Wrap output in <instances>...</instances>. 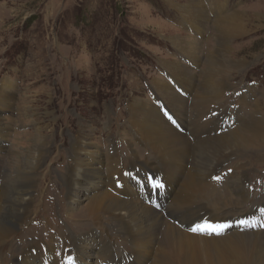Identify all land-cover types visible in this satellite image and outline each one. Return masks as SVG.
<instances>
[{
    "label": "bare ground",
    "instance_id": "bare-ground-1",
    "mask_svg": "<svg viewBox=\"0 0 264 264\" xmlns=\"http://www.w3.org/2000/svg\"><path fill=\"white\" fill-rule=\"evenodd\" d=\"M223 5L220 2L213 8L216 16L212 18L201 0L173 3L175 10L196 29L203 30L205 23H212L215 43L214 46L209 44L208 56L202 59L196 38L188 37L185 47H181L183 39L179 36L171 38L172 44L179 45L183 54L194 61L193 64L204 62L199 71L200 81L190 66L166 62L173 84L160 78L152 80V92L160 104L152 102L148 96L132 100L128 110L134 138L131 136L129 150L133 153L130 155L132 167L138 165V168L133 174L135 180L131 179V186H126V182L116 185L115 179L103 178L106 172L103 173L100 166L103 154L98 143L76 137L69 141L71 162L63 171L64 195L61 191L62 198L68 197L69 214L84 200V208L80 210L91 217V223L100 231L109 228L102 217L105 214L116 232L129 237L134 250L114 262L112 242L103 240L100 251L104 256H90V253L86 256L94 259L92 264H133L131 261L136 256L139 257L137 264H264V205L259 203L252 210L236 215L232 212L248 198L243 176L254 164L264 161V95L251 103L252 113L237 123L234 130H223L225 107L228 112L232 110L226 105L228 99L221 100V94L227 91L233 79L231 76L245 62L244 59H233L230 42L249 31L247 15L240 11L222 15ZM9 87L13 88L12 81L3 80L0 87V150L7 152L5 155L10 166L6 164V167L15 175L10 177L5 170L0 179V261L6 259L8 264H82L79 260L85 257V252L82 245L79 246L80 241L71 235L68 238V229L65 231L60 227L58 238L67 237L62 241L60 253L55 252L54 245L38 240L35 235H31L27 245H17L16 252L5 251L14 237L21 239L25 236L20 231L17 233L16 226L19 228L38 219V207L33 212L29 211L35 186V181H29L33 178L29 172L42 168L52 148L44 133L48 127L35 128L30 146L22 151L5 147L3 140L10 125L3 123L1 115L10 111L12 89ZM190 93L193 95L189 99L187 95ZM132 141L145 143L153 158L133 165L135 146ZM109 147L114 152V142L110 141ZM247 152H253V157L249 158ZM231 156L239 157V161L236 165H225ZM107 165L110 173L121 169V163L115 160H108ZM218 168L226 170L216 176ZM231 170L234 171L232 174ZM220 178L227 180L224 184L229 191L222 193L216 187ZM103 179L109 189L103 184ZM126 179L124 176L122 180ZM171 194L174 195L172 199ZM74 218L60 221L73 231ZM197 226L223 227L217 234L193 231ZM86 227L84 224L80 228ZM79 231L77 228L74 233ZM99 236L91 233V237L101 240ZM6 252L9 255L6 256Z\"/></svg>",
    "mask_w": 264,
    "mask_h": 264
},
{
    "label": "rangeland",
    "instance_id": "rangeland-1",
    "mask_svg": "<svg viewBox=\"0 0 264 264\" xmlns=\"http://www.w3.org/2000/svg\"><path fill=\"white\" fill-rule=\"evenodd\" d=\"M187 1L189 0H0V87L3 80H11L13 83V88L9 87L12 89L10 111L1 115L3 123L10 125L3 142L7 148L22 151L30 146L35 128L48 127L44 133L46 141L52 147L42 168L29 172L33 177L29 181H35L29 211L33 212L38 207V219L19 228L16 226L17 233L20 231L25 236H21V239L14 237L11 240L13 243L8 244L5 251L16 252L17 245H27L31 235H35L38 240L54 245L55 252L60 253L62 241L67 237L57 240L59 227L65 231L68 229V238L71 235L76 241H80L79 246L82 245L81 249L85 252V257L79 260L82 264L88 261L90 264L94 263V259L86 257L89 253L90 256H104L100 251L103 240L112 242L111 248L116 258L114 262H118L121 255L134 251L129 237L116 232L105 214L102 217L109 228L105 227L101 231L97 225L95 228L90 221L91 217L80 210L84 208V200L69 214L68 197L62 198L63 171L71 162L68 143L74 137L98 143L103 154L100 166L102 172H106H103V178L106 176L108 179H115L116 185L126 182V186H131V179L135 180L133 174L138 168L137 163L153 158L145 143L140 142L141 140L139 144L132 141L135 146L133 165H137L132 167L130 155L133 153L129 150V144L131 136H134L130 130L131 117L128 110L132 100L148 96L152 102H157L152 92V80L160 78L173 84L168 76L170 73L166 62L190 66L200 81L199 71L204 62L193 64L194 61L183 54L179 45L172 44L171 38L179 36L183 39L181 47L186 46L190 37L196 38L198 53L202 59L208 56L210 45L214 46L215 43L212 23H205L203 30L196 29L172 6L173 3L184 4ZM201 2L212 18L216 16L213 8L220 2L224 3L222 15L234 11L247 15L249 31L230 42L233 59H244L245 62L231 76L233 79L229 82L231 85L227 86V91L221 94V100L228 99L226 105L232 110L228 112L225 107L223 130H234L237 123L252 113L254 108L251 103L264 95V0ZM174 86L177 88L176 84ZM177 89L181 92V89ZM192 90L194 93L195 89ZM192 93L187 98L190 99ZM110 141L114 142V152L109 147ZM6 153L0 150V179L5 170L8 176L15 175L6 167V164L10 166ZM247 155L252 158L253 152ZM229 159L225 163L227 166L236 165L239 161V157L231 156ZM108 160L121 163L120 171L110 173ZM224 170L216 169V176ZM124 176L126 180H122ZM243 178L246 179V184L262 187L264 161L254 164ZM103 181L107 186V181ZM224 181L227 182L220 178L216 186L222 193L224 190L229 191ZM247 195L248 198L232 210L233 215L252 210L259 203L264 205V190L247 189ZM173 196L171 194L170 198ZM70 217H75L71 221L73 231L62 223L63 219L69 220ZM81 223L87 227L80 228L84 225ZM78 224L81 225L77 226ZM48 225L51 227L45 228ZM77 228L80 231L74 233ZM94 232L96 236L100 235L102 243L100 239L91 237ZM5 255L9 253L6 252ZM138 260L139 257L136 256L131 263L137 264ZM5 261L6 259L0 261V264H8Z\"/></svg>",
    "mask_w": 264,
    "mask_h": 264
},
{
    "label": "snow or ice",
    "instance_id": "snow-or-ice-1",
    "mask_svg": "<svg viewBox=\"0 0 264 264\" xmlns=\"http://www.w3.org/2000/svg\"><path fill=\"white\" fill-rule=\"evenodd\" d=\"M222 227L223 226H220L219 228L212 227V226H204V227L197 226L196 228L193 229V231H198V232H201V231H212V232H217V234H218L219 230H222Z\"/></svg>",
    "mask_w": 264,
    "mask_h": 264
}]
</instances>
